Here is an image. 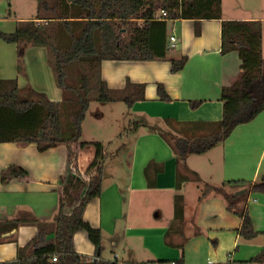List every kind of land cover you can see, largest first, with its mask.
Segmentation results:
<instances>
[{"label": "crops", "instance_id": "0c3cea01", "mask_svg": "<svg viewBox=\"0 0 264 264\" xmlns=\"http://www.w3.org/2000/svg\"><path fill=\"white\" fill-rule=\"evenodd\" d=\"M8 2L0 6V31L14 33L21 21L35 20L45 31L55 34L56 29H51L55 20L38 18L40 0ZM222 10L221 19L168 20L170 49L164 58L106 59L99 65L100 70L96 68L114 91L130 94L137 89L133 84H144L145 98L137 100L131 109L138 120L145 121L148 130L138 136L144 152L137 142L136 152L128 153L121 165L127 171L126 181L114 179L106 186L104 179L102 193L87 204L84 218L101 229L102 246L98 254L88 233L77 231L73 244L81 255L114 260L105 256L109 241L114 247L113 256L118 254L116 259L127 264H172L182 256L185 264H264L252 261L264 249V193L252 191L247 197L248 211L258 233L252 239L239 234L242 218L227 209L221 194L211 192L200 200L205 183L220 186L225 181L255 182L264 177V109L252 120L238 124L212 149L188 155L185 161L189 172L178 164L171 145L154 127L161 126L190 139L210 134L217 127L223 114L222 89L235 82L242 63L238 51L221 52L224 20L260 22L264 57V0H222ZM138 21L135 26L144 25L143 20ZM172 35L179 40L175 48L170 46ZM19 47L18 42L0 38V79L17 80L20 88L31 86L50 100H62L63 89L57 85L48 48L28 44L20 57ZM183 57L185 66L173 71L172 60ZM159 84L168 99L161 98ZM193 101L200 104L194 106ZM85 150L79 156L81 171L88 168L95 156L86 155ZM150 161L157 163L155 169L162 168L156 174L155 186L148 185L145 175ZM13 165L27 169L28 178L3 183L2 171ZM67 171L64 144L40 151L35 143L24 146L0 143V262L32 255V245L42 228L47 231L48 240L55 241L53 219L62 190L60 178ZM180 173L190 179L178 188ZM241 189L247 190L243 187L236 192ZM176 194L185 197L184 234L168 235ZM74 205L72 200L69 208ZM28 213H33L40 222H12ZM120 249L128 258L120 260Z\"/></svg>", "mask_w": 264, "mask_h": 264}, {"label": "trees", "instance_id": "16d2710c", "mask_svg": "<svg viewBox=\"0 0 264 264\" xmlns=\"http://www.w3.org/2000/svg\"><path fill=\"white\" fill-rule=\"evenodd\" d=\"M163 11H167L163 15ZM158 14L164 17L160 19ZM222 0H40L38 18L57 22L55 37L44 30L35 20L21 21L14 33L0 31V38L18 42L19 56L23 57L28 44L46 46L50 54L57 85L63 89V99L50 100L44 93L29 86L20 88L17 80L0 79V143L19 145L35 143L40 151L64 144L67 148L68 171L60 178L59 207L53 221L56 224L55 241L48 240V233L41 229L32 245V255L0 264H127L117 259L91 260L74 249V234L85 230L94 243L97 253L102 246V231L84 218L87 204L103 190L105 147L102 142L82 139V122L92 101L100 103L123 99L130 107L143 100L144 84H133L136 91L124 97L114 94L99 72L89 73L85 66H96L106 59L153 60L166 57L168 43L167 22L175 19H221ZM141 19L144 25H133ZM128 32L129 54H124L122 38ZM238 51L241 72L235 82L222 89L223 114L217 127L210 134L184 138L169 129L160 134L171 145L177 162L186 171V158L190 154H202L223 142L244 122L255 118L264 109V57L262 54V25L258 21L224 20L222 22L221 52ZM186 57L172 60V70H181ZM131 83L128 82V86ZM162 99H168L164 87L159 84ZM200 101H193L197 106ZM137 120L133 131L138 129ZM143 123V124H144ZM152 130H154L152 128ZM89 143L95 146V156L85 171L79 167L80 151ZM150 161L145 168L149 186L156 185V174L162 168ZM155 169L154 176L152 171ZM29 172L22 166L13 165L2 171L1 180L7 183L14 178H28ZM200 180V177H196ZM190 179L179 174L177 187ZM246 192L236 195V190ZM252 191L264 193V177L255 182L230 180L220 186L205 183L200 200L211 192L221 194L227 209L242 218L239 234L252 239L258 233L247 207V197ZM79 192V195L77 193ZM75 201L73 208L71 201ZM175 214L169 233L184 234L185 197L175 195ZM13 223L36 222L40 219L33 213L16 217ZM166 238L167 234H166ZM184 244V243H183ZM182 244V248H183ZM99 254V253H98ZM57 255V260L53 256ZM264 262V249L252 259ZM175 264H185L182 256ZM230 264V263H229Z\"/></svg>", "mask_w": 264, "mask_h": 264}, {"label": "rangeland", "instance_id": "374dc122", "mask_svg": "<svg viewBox=\"0 0 264 264\" xmlns=\"http://www.w3.org/2000/svg\"><path fill=\"white\" fill-rule=\"evenodd\" d=\"M8 0H0L1 5H8ZM133 25H138L140 22L134 20ZM56 26V27H55ZM57 31V22L51 27V29ZM56 34V32H55ZM55 34L53 36L55 37ZM130 38L128 32H125L122 38L124 54H129L128 48L130 46ZM89 73L96 72V66H85ZM98 70L99 66H98ZM114 94L118 97H124L128 93L117 90ZM137 116L132 112L131 107L123 100L118 99L115 102L100 103L92 101L89 110L86 113V117L82 122V139L88 142H102L105 147L106 161L104 164L105 185H109L114 179L124 183L126 181V168L121 166L126 161V156L131 151L136 152L137 142L140 145V151H143L142 140H138V136L141 132H145L148 129L140 123L138 129L133 131V125L137 122ZM142 121V119H141ZM215 127H213L214 130ZM140 132V133H139ZM139 133V134H138ZM203 136V135H202ZM86 155L95 154V146L89 143L85 147ZM144 152V151H143ZM107 243L105 250V256L107 258H114V247ZM121 258H128L127 254L119 250Z\"/></svg>", "mask_w": 264, "mask_h": 264}, {"label": "built area", "instance_id": "2783aa9c", "mask_svg": "<svg viewBox=\"0 0 264 264\" xmlns=\"http://www.w3.org/2000/svg\"><path fill=\"white\" fill-rule=\"evenodd\" d=\"M166 14H167V11H163V15H166ZM178 43H179L178 38L175 35H172L170 37V46L172 48H175V47H177ZM117 257H118V254H114V258L116 259ZM53 260H55V261L57 260V255L53 256ZM91 260L95 261V260H98V258L92 257ZM172 264H175V262H173Z\"/></svg>", "mask_w": 264, "mask_h": 264}, {"label": "water", "instance_id": "95a60500", "mask_svg": "<svg viewBox=\"0 0 264 264\" xmlns=\"http://www.w3.org/2000/svg\"><path fill=\"white\" fill-rule=\"evenodd\" d=\"M263 96H264V93H263ZM149 126H151V125H149ZM158 131H164V129L161 127V126H154ZM245 192V189H241V190H238L237 192H236V195H239V194H242V193H244Z\"/></svg>", "mask_w": 264, "mask_h": 264}]
</instances>
